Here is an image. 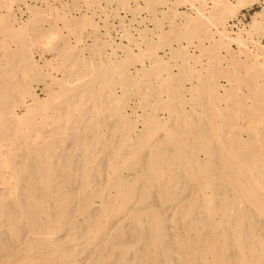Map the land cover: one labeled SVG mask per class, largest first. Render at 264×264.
Wrapping results in <instances>:
<instances>
[{
    "label": "bare ground",
    "instance_id": "obj_1",
    "mask_svg": "<svg viewBox=\"0 0 264 264\" xmlns=\"http://www.w3.org/2000/svg\"><path fill=\"white\" fill-rule=\"evenodd\" d=\"M248 1L175 0L195 14L171 7L180 21L153 16L155 36L108 56L80 43L85 10L32 4L15 22L0 0V264H264V66L218 53Z\"/></svg>",
    "mask_w": 264,
    "mask_h": 264
},
{
    "label": "rangeland",
    "instance_id": "obj_2",
    "mask_svg": "<svg viewBox=\"0 0 264 264\" xmlns=\"http://www.w3.org/2000/svg\"><path fill=\"white\" fill-rule=\"evenodd\" d=\"M72 1L73 0H46V1L45 0H12L11 6H10V12L13 13V14H11V20L16 22L18 20L26 19L29 15L27 5H32V4H33L32 6L36 5V7H39V6L42 7V5H43V7L44 6L50 7V8H53L54 10H58V11H61V9H62V10H65V12L67 14L69 13L68 16H70L71 14H72L71 16L83 14V11L85 10L84 13H86L88 16L90 14V17L93 21L95 28L93 29V28L89 27L92 31L89 30V28H85V31L83 32L85 34L82 33V40L80 41L81 45L90 43V41L92 39V35L94 34L99 39H101V41L107 42V44L105 45V49L103 50L105 52V55L110 56V53H111V55L122 56V53H123V50L125 47L130 46L134 50L133 52H137L138 48L136 46V42L143 44L142 39L139 36L141 34L140 32H143V31L147 32V34H146L147 37H153L156 35L157 28H156V25H155L156 22L153 19V16L161 19V23H160L161 29L167 30V28L169 27L170 24H172V22L176 23V22L180 21L179 15L167 16L166 13L168 12V10L171 7L174 8L175 10H177V12L179 14H182V13L184 14L187 12L190 14H195V8H196V6H198L197 3H195L194 7H193V5L190 6L189 3L176 4L175 0H170V1L169 0H161V1L160 0H126L127 5L122 7V6L118 5L119 4L118 0H113V1L112 0H101V2H100V0H98L95 2L96 4L87 7V5H85L83 0H74L73 2ZM75 1H76V5L74 4ZM153 1H154V4L156 3L153 10L143 7L144 3L153 2ZM235 1L236 0H229V2L232 4ZM211 2H212V0H204V4L206 6L211 5ZM104 3H106V5ZM247 3H245L244 5H241L238 8V10L236 12L237 14L235 13L234 16H231V18L229 17L226 20V22L224 24V30L226 29L225 30L226 33H224V34H227L231 38V40H229L227 42L228 43V44H226L227 46L221 45V47L218 48V53L220 56L223 55L224 58H226L224 60L225 62H228L229 58L232 56L231 58H233V59H238V60L241 59L242 61L248 62L250 64L258 63L259 65L264 66V54H263L264 53V49H263L264 48V34L259 33V32L253 33V32L248 31V26L250 25L253 17H257L259 15L258 20H260L261 24L264 23V0H253L251 2L248 1ZM98 4L100 5V7ZM172 4H174L175 6ZM75 6L77 9L76 8L72 9ZM136 6L139 7V9L137 11L135 10ZM114 7H117V8H114ZM119 21H121L122 23H120ZM57 23L60 24V25L58 24V27L60 28L61 22L58 21ZM123 29H125V30H123ZM60 30H61L60 31L61 34L63 32V34L67 35V38H68L69 35H68L66 29L61 27ZM220 30H222L221 27H220V29L219 28H213L212 31L214 33H212V39L211 40H203V42H202L203 45L207 46L210 41H213V39L217 40L221 36ZM88 31L90 33H87ZM105 31H106V33H105ZM102 32L104 34H102ZM69 38H68V40L71 43L74 42V40H75L74 35H70ZM232 38H236V39L238 38V41L236 39L234 41V39L232 40ZM83 40H85V41H83ZM109 41H110V43H109ZM255 42H257V43H255ZM181 43L186 46V49H187L189 54H193V55H197V53L199 54V47L197 45L198 40H194L191 44H188V45H186L185 41H181ZM46 45H47V42L43 41L42 47L44 48ZM177 45L178 44L176 42H173L171 45V48L172 47L176 48ZM113 46H115V47H113ZM169 51H170V47H167V46H165L163 48L162 47L158 48V49H156V53L158 55L155 54V56L161 55L160 57L167 59L170 56ZM242 51L244 52V54ZM229 53L230 54L232 53V55L230 56ZM34 56L37 59L39 57V53L37 54V52H35ZM43 56L45 58H50L51 52L49 53L48 51H45L43 53ZM204 57L205 56L202 57V61H203L202 63H205V61H206V57L205 58ZM145 60L146 61L143 62L144 63L143 65L149 66L151 64L150 59H145ZM256 60H257V62H254ZM139 64L140 63H138V62L133 64V66H131V68H130V71L133 72L136 69L140 68ZM140 66H141V64H140ZM197 67H199V65ZM58 73L59 72H57V76H59V74H60V73L59 74ZM184 83H185L184 84L185 88H187L189 85V82L186 81ZM219 83L221 85L226 84V82L223 78L219 79ZM42 85H43V83L40 80L33 82V85H32L33 88H35L34 90H35L36 94L39 95V97L44 96V93H42L43 92L42 91L43 90ZM135 100L136 99L133 98V109L135 110V112L138 113L139 112L138 108H134L135 107V105H134Z\"/></svg>",
    "mask_w": 264,
    "mask_h": 264
}]
</instances>
